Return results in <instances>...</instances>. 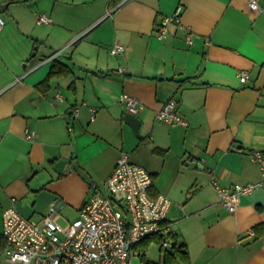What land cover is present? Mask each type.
<instances>
[{"label": "crops", "instance_id": "1", "mask_svg": "<svg viewBox=\"0 0 264 264\" xmlns=\"http://www.w3.org/2000/svg\"><path fill=\"white\" fill-rule=\"evenodd\" d=\"M257 1L261 11L249 0H0V264L4 209L14 204L40 222L55 201L66 224L103 191L122 152L151 172L153 195L172 199L168 222L191 264H264V188L230 212L211 183L262 178L247 157L264 152ZM179 6L181 24L170 22L160 38L159 25ZM116 41L120 54L110 50ZM55 60L72 72L49 76ZM124 93L140 102L139 135L126 121ZM171 98L186 125L157 118Z\"/></svg>", "mask_w": 264, "mask_h": 264}, {"label": "built area", "instance_id": "2", "mask_svg": "<svg viewBox=\"0 0 264 264\" xmlns=\"http://www.w3.org/2000/svg\"><path fill=\"white\" fill-rule=\"evenodd\" d=\"M249 6L253 10H262L257 0H249ZM181 10L182 6H179L173 15L163 19L157 32L160 38L168 34L170 22L181 24ZM39 21L51 23L52 18L40 14ZM4 26L5 20L0 14V30ZM193 40L194 33L189 32L187 41L192 43ZM61 50L44 58L41 64ZM110 50L113 54H120L124 46L116 41ZM239 77L245 83L249 73L242 70ZM122 100L128 112L138 113L141 108L138 98L124 93ZM73 114L77 118L79 109L76 108ZM157 118L168 124H187L174 98L164 103ZM26 136L31 138L34 132L27 129ZM247 157L260 165L261 180L226 186L215 177L211 180L221 203L230 212L236 211L242 195L257 187L264 188V152L254 150ZM152 186L151 172L132 161L128 152H122L105 182V190L96 189L80 209L78 217L66 224L59 222L55 201L40 222L24 216L14 204L7 207L3 212L6 264H133L134 258L140 254L138 245L149 236H158L160 245L171 248L175 244V231L167 216L173 201L162 193L153 195Z\"/></svg>", "mask_w": 264, "mask_h": 264}, {"label": "trees", "instance_id": "3", "mask_svg": "<svg viewBox=\"0 0 264 264\" xmlns=\"http://www.w3.org/2000/svg\"><path fill=\"white\" fill-rule=\"evenodd\" d=\"M72 72V68L69 64L55 60L49 76L51 75H66ZM175 239V236L173 237ZM159 243L158 236H149L143 240L138 247L142 248V264H161L155 261H151L147 258L146 252L149 245L152 242ZM174 245L171 248H164L160 245L162 264H191V259L188 250L186 249V244L179 243L176 239L174 240Z\"/></svg>", "mask_w": 264, "mask_h": 264}, {"label": "rangeland", "instance_id": "4", "mask_svg": "<svg viewBox=\"0 0 264 264\" xmlns=\"http://www.w3.org/2000/svg\"><path fill=\"white\" fill-rule=\"evenodd\" d=\"M105 190V187H103V191ZM61 224H65L64 221H59ZM159 243H157L156 241L155 242H152L149 247H148V250H147V255L149 258L151 259H154V260H157V261H160L161 259V250H160V238H159ZM133 264H142V258L137 256L134 258L133 260Z\"/></svg>", "mask_w": 264, "mask_h": 264}, {"label": "water", "instance_id": "5", "mask_svg": "<svg viewBox=\"0 0 264 264\" xmlns=\"http://www.w3.org/2000/svg\"><path fill=\"white\" fill-rule=\"evenodd\" d=\"M126 121L130 124L133 125L134 127V131L137 135H139V131H140V124H141V120L139 119V117H137L135 114L127 112L126 113ZM194 165H196V163H193ZM200 166V165H199Z\"/></svg>", "mask_w": 264, "mask_h": 264}]
</instances>
